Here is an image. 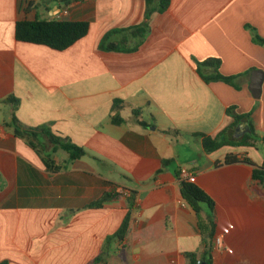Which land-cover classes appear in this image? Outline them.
<instances>
[{"label":"crops","instance_id":"crops-1","mask_svg":"<svg viewBox=\"0 0 264 264\" xmlns=\"http://www.w3.org/2000/svg\"><path fill=\"white\" fill-rule=\"evenodd\" d=\"M32 1L41 18L90 27L65 50L19 41L20 0H0V262L90 264L106 248V264H189L186 254L200 260L211 242L215 264H264V197L251 188L264 142L203 146L234 122L231 107L251 113L235 138L251 125L264 138V0H171L149 19L146 0ZM119 29L114 48H101ZM208 59L220 63L204 75L232 80L205 81L198 63ZM14 115L23 130L48 127L87 154L71 160L41 131L17 136ZM231 153L242 162L225 164ZM183 169L217 202L213 239L209 208L198 214L182 196ZM120 189L136 207L126 238L106 246L129 212Z\"/></svg>","mask_w":264,"mask_h":264},{"label":"trees","instance_id":"trees-1","mask_svg":"<svg viewBox=\"0 0 264 264\" xmlns=\"http://www.w3.org/2000/svg\"><path fill=\"white\" fill-rule=\"evenodd\" d=\"M76 0H62V2L66 5H69L71 2ZM147 2V13L146 18L149 19L151 14L154 12H163L169 6L171 0H160L157 7H155L154 0H146ZM146 23H143V26ZM90 24L85 21H70L64 19H44L41 18L37 12L36 4L32 0H20L19 2V18L16 22V38L19 41L29 42L38 45H46L55 50H65L72 46L75 42L83 38L87 35L89 31ZM127 29H119L108 32L101 42V48L109 49L106 47L107 42L110 38L117 33L126 31ZM256 41L264 45V40L257 37ZM114 47H110L113 49ZM109 49V50H110ZM219 60L217 59H208L203 62L198 63V70L203 76L204 80L215 81V80H225L230 82L232 78L222 76L221 74H216L215 76H206L202 73V70L206 67H218ZM7 102L11 103L14 108H16L19 104V100L14 96H9L6 99ZM122 101L116 100V109H120ZM235 107H231L228 110V115L234 119V122L226 129L221 131L215 137L204 136L203 146L207 153H213L224 146H255V141L262 140L264 142V138H260L256 133L255 129L251 125L250 134H245L241 138H235L233 133L235 129L243 122L250 121L251 113L247 114H237L235 113ZM138 114V113H137ZM116 123H120L123 119L120 116H116L114 118ZM15 133L17 136L22 138H27L32 140L36 137L37 131H41L43 134L48 136L50 142L54 145H59L62 149H64L68 154L71 160H76L82 158L87 154L84 148L72 143L69 140H63L58 136L54 135L50 128L41 127L37 130L29 128L27 130H23L17 117L14 115L11 122ZM201 135V134H198ZM33 147L38 148L35 144H32ZM242 162L237 158V156L233 153L226 155L225 164H234ZM247 162V160H244ZM170 163V160H164L163 166L166 167ZM253 181L255 184L251 185L252 190L264 197V192L257 186L264 184V165L262 167H257L253 171ZM181 192L185 201L195 210L198 214L201 212L204 206H207L210 210V214L208 216V224L210 228L209 237L213 239L216 235V210H217V202L215 199L203 188H201L193 179V177L186 178L181 180ZM115 195V194H114ZM113 194L104 195L101 199L96 201L92 206L98 207L101 206L102 203L114 196ZM136 207V197L134 193H131L129 197V212L127 213L120 229L116 233L115 236L107 239V245L112 242L113 239L124 240L129 231V224L132 215V211ZM202 228V224H200ZM187 259L189 260V264H215L214 260V249L213 245L210 242L206 244L205 252L202 258L199 260L197 258L196 253L190 252L186 254ZM200 261L201 263H199ZM107 263V251L105 250L94 259L90 264H106ZM0 264H9L7 261L0 262Z\"/></svg>","mask_w":264,"mask_h":264},{"label":"water","instance_id":"water-1","mask_svg":"<svg viewBox=\"0 0 264 264\" xmlns=\"http://www.w3.org/2000/svg\"><path fill=\"white\" fill-rule=\"evenodd\" d=\"M255 74V78L251 81L250 90L255 98H259L262 91L263 76L262 73L258 71H256ZM243 132H249V128L246 123H241V125L237 128L235 135L239 136Z\"/></svg>","mask_w":264,"mask_h":264},{"label":"built area","instance_id":"built-area-1","mask_svg":"<svg viewBox=\"0 0 264 264\" xmlns=\"http://www.w3.org/2000/svg\"><path fill=\"white\" fill-rule=\"evenodd\" d=\"M65 13H67V11H65ZM181 174H182L183 179H186L190 175V173L188 172L187 169H183L181 171ZM120 192L127 198H129L131 196V193L129 191L120 189ZM216 242H217V244H220L221 238H219V237L216 238ZM198 262L201 263L200 261H198Z\"/></svg>","mask_w":264,"mask_h":264},{"label":"rangeland","instance_id":"rangeland-1","mask_svg":"<svg viewBox=\"0 0 264 264\" xmlns=\"http://www.w3.org/2000/svg\"><path fill=\"white\" fill-rule=\"evenodd\" d=\"M261 149L264 150V147L262 146Z\"/></svg>","mask_w":264,"mask_h":264}]
</instances>
